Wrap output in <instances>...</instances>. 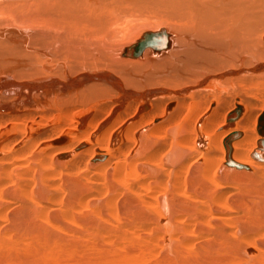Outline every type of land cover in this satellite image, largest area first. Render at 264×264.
Instances as JSON below:
<instances>
[{
  "label": "bare ground",
  "instance_id": "bare-ground-1",
  "mask_svg": "<svg viewBox=\"0 0 264 264\" xmlns=\"http://www.w3.org/2000/svg\"><path fill=\"white\" fill-rule=\"evenodd\" d=\"M14 7L45 31L0 40V264H264V0ZM141 10L180 33L108 44Z\"/></svg>",
  "mask_w": 264,
  "mask_h": 264
},
{
  "label": "rangeland",
  "instance_id": "rangeland-1",
  "mask_svg": "<svg viewBox=\"0 0 264 264\" xmlns=\"http://www.w3.org/2000/svg\"><path fill=\"white\" fill-rule=\"evenodd\" d=\"M24 4V3H23ZM19 6V5H18ZM17 7H14V8H12V10L13 11H11V12H9L8 10H3V9H0V37H2L3 36V38H1L0 40H4V38L5 39H7L8 38V36L10 37L14 32H12V31H14V30H11V28L12 27H14V26H19L20 28H33L32 30H36L37 28L38 29H40L42 26L40 25L39 26V24H30V22H29V24H28V22L27 21H25V17H23V16H25V12H27V10H25L24 8H20L19 10L18 9H16ZM24 9V10H23ZM15 10H17V11H15ZM24 12V13H23ZM141 12H143L142 10L140 11V12H137V13H134V18H133V20H135V19H138V16H139V19L140 18H142L144 21H145V23H143L144 25L139 29L138 28V30L137 31H135V33H132L131 34V36L130 37H128V38H124L123 37V32H124V30H122V32H120V35L123 37H121L120 35H119V38L117 39H110V42H109V40L107 41V43L108 44H111V46H112V44L114 43V42H112V41H114L115 40V43L113 44L114 45V47L116 46V49H118L119 48V46H120V48L119 49H124V48H127L128 46H131L132 44H134L133 43V41H135L136 40V35H137V33L139 34H143V33H147V29H148V31L149 30H154V29H159L160 27H165V28H168V29H170V31H174V32H177V33H180V32H178V29L180 28V26H179V23H175V22H173V21H169L168 23H161L159 20H157V19H155V18H152L151 20H149L148 19V17H152L151 15H149V14H147V13H141ZM16 13H18V14H16ZM140 14V15H139ZM142 14V15H141ZM136 15V16H135ZM138 15V16H137ZM148 15V16H147ZM4 16H6V17H4ZM141 16V17H140ZM21 18V19H16V18ZM9 18V19H8ZM24 22V23H22V22ZM160 22V24H159V22ZM42 22H47V21H42ZM12 23V24H11ZM26 24V25H25ZM9 25V26H8ZM12 25V26H11ZM38 25V26H37ZM158 25H160L159 27H158ZM170 25V26H169ZM127 26H129V25H127ZM3 27V28H2ZM40 27V28H39ZM146 27V28H145ZM155 27V28H154ZM170 27V28H169ZM172 27V28H171ZM8 28H10V29H8ZM16 28V27H15ZM143 28V29H142ZM145 29V30H144ZM41 31H45V30H43V29H40ZM143 32V33H142ZM35 33V32H34ZM33 33V34H34ZM28 34V33H27ZM33 34H31L30 36H31V39L33 38L32 37V35ZM2 35V36H1ZM35 35V34H34ZM140 37V36H139ZM135 38V39H134ZM138 38V37H137ZM28 40L30 39V37L29 38H27ZM34 39V38H33ZM125 39V40H124ZM133 39V40H132ZM130 40V41H129ZM116 44V45H115ZM34 47H35V45H34ZM36 47H38V45H36ZM37 49V48H36ZM71 69V68H70ZM194 80V79H193Z\"/></svg>",
  "mask_w": 264,
  "mask_h": 264
},
{
  "label": "water",
  "instance_id": "water-1",
  "mask_svg": "<svg viewBox=\"0 0 264 264\" xmlns=\"http://www.w3.org/2000/svg\"><path fill=\"white\" fill-rule=\"evenodd\" d=\"M170 44L169 36L163 32H152L147 34L144 39H141L138 45L141 48L152 46V47H163L168 48Z\"/></svg>",
  "mask_w": 264,
  "mask_h": 264
}]
</instances>
